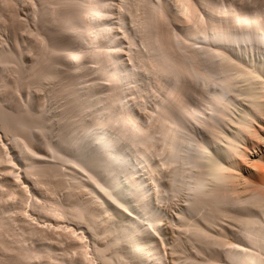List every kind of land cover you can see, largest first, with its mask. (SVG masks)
I'll use <instances>...</instances> for the list:
<instances>
[{"label":"bare ground","instance_id":"obj_1","mask_svg":"<svg viewBox=\"0 0 264 264\" xmlns=\"http://www.w3.org/2000/svg\"><path fill=\"white\" fill-rule=\"evenodd\" d=\"M17 1L1 2L6 11L0 8V20L6 19L3 17L7 14L16 19V28L12 30L16 29L13 36L18 39V31L23 28L19 14L17 20L13 11ZM40 1L39 15H35L42 21L51 20L49 23L57 24V29L53 26L51 29L56 30L49 31L44 28L48 20L43 21L44 29L37 28L43 34L36 31L31 40L36 43L35 48L33 42H26L29 37H23L24 43L17 47L28 48L21 51L23 56L16 52L19 43H14L15 51L11 47L12 51L0 48L1 130L12 139L16 150L13 158L18 159L15 162L20 160L24 165L25 174L20 171L26 176L24 184L41 186L56 197L48 204L47 198L42 200L47 206L38 202L41 198L37 197L33 208L44 213L51 226L53 222L62 227L61 233L67 226L64 219L71 222L68 227L77 224L82 232L76 235L70 228L73 239L69 235L71 240L65 238V243L61 238L69 230L66 235L59 234L60 238V227L54 225L57 233L52 229L53 237L48 234L50 229L46 233L49 222L46 226L42 223V231L34 224L37 218L31 215V226L23 218L31 229L26 230V226L15 221L26 233H21L20 228L23 237L16 234L24 240L15 241L24 243L29 236L24 237L30 233L39 235L43 242L36 250L31 249L32 245L27 248L25 243L18 248L13 244L14 238L8 237L13 222L10 219L23 222L12 217L6 221L5 215L0 214V251L7 253V261L32 264L42 258L46 264L96 263L93 259L99 264H182L176 254L187 248L189 264H264V0ZM115 5L119 11L127 8L132 31L119 32L121 25L114 28ZM32 32L29 33L35 34ZM54 37L57 39L53 40ZM47 39H60V45L56 48L51 42V46ZM124 40L130 46L139 40L146 48L145 54L139 51L140 47L139 52L133 51L134 46L120 51L124 50L120 49ZM25 42L36 51L32 53L30 46L23 45ZM187 42L194 45L190 48ZM26 51L33 54L29 67L24 66L22 58ZM54 56L64 58L65 66H56ZM12 61L15 66L11 65V70L15 68L16 77L9 79L14 81L10 86L5 76ZM85 66L93 69V76L98 74L96 83L94 79L87 80L89 75L84 78L85 83ZM9 70L10 78L14 74ZM141 72L153 83L154 93L162 94L154 110L150 109L153 112L148 111L145 117L136 109H144L151 87L139 82ZM81 78L84 82L80 83ZM49 80L59 81L50 98H72L63 101V115L58 121L63 124L65 115L68 122L56 132L55 140L45 134L51 111L47 113L48 107L42 106L48 98L43 99L40 92L38 98L35 96L42 97V103L35 98L37 103L31 104L34 86ZM22 88L26 94L28 90L32 94L27 100L28 92L23 103L19 96L24 93ZM193 99L201 103H194ZM31 105L37 107L33 109ZM2 148L0 168L12 178L18 165L14 168L15 162L6 157ZM57 161L62 163L61 167L69 164L71 170L66 167L67 173L63 174ZM76 168L81 170L80 175ZM166 168L169 170L165 175ZM19 181L22 185L24 179ZM3 185L2 189L9 187L7 182ZM10 188L11 194H16L14 198L19 194L15 199L26 196L23 185L20 191L15 186ZM61 190L65 196L58 198ZM165 192L184 198L178 209L175 206L174 214L164 209L172 205ZM7 194L9 197L10 193ZM7 194L3 195V206ZM27 196L26 199L28 193ZM166 199L171 205L164 203ZM24 202L27 204L28 200ZM24 202L19 207L25 208ZM160 203L164 205L159 206ZM24 211L28 213L17 212L27 219ZM59 220L65 227L58 225ZM87 238L88 242H82ZM55 240L64 242L66 247L59 249L63 243L59 245ZM68 245L74 249H70L72 253H78V260L69 257Z\"/></svg>","mask_w":264,"mask_h":264},{"label":"rangeland","instance_id":"obj_2","mask_svg":"<svg viewBox=\"0 0 264 264\" xmlns=\"http://www.w3.org/2000/svg\"><path fill=\"white\" fill-rule=\"evenodd\" d=\"M1 2L3 3V0L0 1V4H1ZM20 2H21V3H20ZM23 2H24V3H23ZM115 2H117V1H115ZM40 4H41V1H40V0H18V1H17V4H16L17 6L15 5L16 7H14L15 10H13V11H14V14H15V18H17V20H18V17H17V16H19V19H20V21H21V22H20V23H21L20 26H22V28H23V29H20L19 27H17V28L20 29V31H18V34H17V35H19L18 37H19V38H23V37H24L25 39H27V37H29V39H27L26 42H27V41H28V42H31V43H29V44H32V42H33V44H34V45L32 44L33 47L35 46L36 43H34V41H31V40H34V38H35V36H36L37 28H40V29H42V30H43L44 28H46V29L49 28V29H48L49 31H50V30H51V31H53V30L55 31V30L57 29V26H55V25H57V24H54L53 20H52L53 23H49V21L51 22V20H49V19H47V20H48L47 25H46V26L44 25V28H43V27L41 28V26H42L43 24H45V23L47 22V20H43L44 22L46 21V22L44 23V22L42 21V19L40 18V16H37V15H39V14H38V11L41 9V5H40ZM1 5H3V4H1ZM1 5H0V8L2 7ZM3 6H4V5H3ZM3 8H4V7H2L1 10H2ZM116 9H117V8H116V5H115L114 8H113V13H112V16L115 18V19H114L115 21L113 20V22H112L113 25H114V28L117 29V28H119V26L121 25V27H122L123 29H119V32H121L122 30H126V31H128V32L132 31V30L134 29V26H133V24H132V22H131V18H130L131 16L128 14V10H127V8L124 7V9H121L120 11H119L118 9H117V10H116ZM111 10H112V9H111ZM3 11H4V9H3ZM5 11H6V10H5ZM5 11H4V12H5ZM15 11H17V12H15ZM117 11H118V12H117ZM1 12H2V11H1ZM1 12H0V13H1ZM4 12H3V13H4ZM7 12H8V11H7ZM9 12L12 13L11 11H9ZM9 12H8V13H9ZM35 12L37 13V15H35ZM28 13H29V14H28ZM4 14H5V13H4ZM14 14H12V15L14 16ZM16 14H19V15L16 16ZM1 15H2V14H1ZM1 15H0V18L2 17ZM5 15H6V14H5ZM9 16H11V14H10V15L7 14L6 16L3 17V18H6V17H7L9 21L6 20L7 18H6V19H1V20H0V48H2V47L4 48V47H5V48L2 49V50H6V49H7L8 51H12L11 49L14 48V51H15V49H16L17 47H20V46L22 45L21 43H24L25 39H24V38H23V40L20 39V40H21V42H20V41L18 40L19 38H18V39L16 38L17 36H13V35H15V34L17 33L16 31L14 32V30H16V29H13V30H12V27H13V28H16V27L13 26V23H16V19H13L14 17L11 16V17H12V21H13V20L15 21V22H14V21L12 22V21H11V17H9ZM118 16H119V17H118ZM21 17H22V18H21ZM121 17H122V18H121ZM9 18H10V19H9ZM117 18H119V19H117ZM35 19H36V20H35ZM39 19H40V20H39ZM120 19H121V20H120ZM3 20H4V22L7 21L8 23H7V22H6V23H3ZM5 20H6V21H5ZM10 21H11L12 23H11ZM18 22H19V21H17V23H18ZM41 22H43V23H41ZM116 22H118V23H116ZM1 23H2V26H4L5 24L7 25V26L5 25L6 27L4 26V28H5L6 30L3 29V27L1 26ZM121 23H122V24H121ZM18 24H19V23H18ZM18 24H17V25L14 24V25H15V26H18ZM41 24H42V25H41ZM53 24H54V25H53ZM53 26H54L56 29H55V28L51 29ZM7 27H8V28H7ZM33 27H34V28H33ZM42 30H40V32H42ZM11 31H12V34H11ZM31 31H33L32 33H35V34H30L29 32H31ZM54 31H53V32H54ZM13 32H14L15 34H13ZM37 32L39 33V30H38ZM44 32H45V31H44ZM38 33H37V35H38ZM121 33H122V32H121ZM42 34H43V32H42L41 34L39 33V35H42ZM39 35H38V36H39ZM12 36L15 37L17 40H16V39L13 40V39H12ZM38 36H37V39H38ZM39 38H40V37H39ZM49 38H50V37H49ZM51 38H52V37H51ZM37 39H36L35 41L38 43ZM54 39H57V38L54 37L53 40H54ZM48 40H49V39H47V41H48ZM53 40H49L48 43H50L51 46L54 45V47L57 48L58 45H60V42H59L60 39H58L59 41L57 40L58 42H56V40H55V41H53ZM13 41H16V42H13ZM22 41H23V42H22ZM26 42H25V44H23V45H25V47H29V46H30V48H31L30 50H32V49L35 48V47L32 48L31 45H29V44H28L29 46H27ZM28 42H27V43H28ZM51 42H52L53 45L51 44ZM124 42H125V43H124ZM124 42H123V45H122L123 48H122V47L120 48V49H124V50H120V51H122V52H123V51H128L127 48H130V47H133V46H134V47H133V51H136V50H137V52L140 51V52H144V54H145V52H146L145 49H146V48L144 47V45L141 46L142 43H141L139 40H138L137 42H139L140 44L137 43V42H135L136 44H135V45H132V46H130L128 40H124ZM14 43H17V44L19 43L20 45H19V44H18V45L15 44V45H16V48H15V47H14V46H15ZM57 43H58V44H57ZM188 43H189V42H187V44H188ZM5 44H6V45H5ZM128 44H129V46H128ZM191 44H192V43H191ZM2 45H3V46H2ZM11 45H12V46H11ZM55 45H56V46H55ZM138 45H139V46H138ZM188 45H189V44H188ZM193 45H194V44H193ZM193 45H189V47L191 48ZM195 45H196V44H195ZM10 47H11V49H10ZM23 47H24V46L21 47L22 50H21V48H17L18 51H16V52H18V54H19V52H21V51L24 52L25 50L28 49V48L26 49V48H23ZM36 47H38V46H36ZM139 47H140V49H139ZM143 47H144V50H143ZM8 48H9L10 50H9ZM125 48H126V49H125ZM17 49H16V50H17ZM19 49H20V51H19ZM24 49H25V50H24ZM131 49H132V48H131ZM138 49H139V51H138ZM30 50H29V51H30ZM141 50H143V51H141ZM147 50H148V49H147ZM32 51H33V50H32ZM35 51H36V49H35ZM35 51H33L32 53H34ZM16 52H15V53H16ZM23 52L20 53V56H21L22 54H25V53H23ZM30 53H31V51H30ZM125 53H126V52H125ZM127 53H128V52H127ZM28 54H29V52L26 51V55H25L24 57H22V58L24 59V61H25V64H24L23 62H22V64H24V66H25V65H28V67H29V66H31V65H30L31 62H33V61H32V60H33V58H32V57H33V56H32L33 54H32V55L29 54V55H31V56H29ZM146 54H147V53H146ZM22 56H23V55H22ZM54 57H55V59L53 60V62H54V64H55L56 66H58V67H63V66H65V65L62 66V63H64V61H66L64 58H62L61 56H57V57L54 56ZM58 57H60V58H58ZM22 58H21V59H22ZM31 58H32V59H31ZM21 59H19V60H21ZM23 59H22V60H23ZM126 59H127V61H129L128 58H126ZM22 60H21V61H22ZM21 61H19V63H20ZM12 63H14V61H12ZM12 63L10 62V63H9L10 65L8 64V65L10 66V70H9V69L6 70V72L8 73L7 76H11L10 73L8 72V70L11 71V72L13 71L12 75H13L14 72H15V71H14V70H15L14 67H12V70H11V65H12V66H15V63H14V65H13ZM89 63H91V62L89 61ZM129 63H130V62H129ZM32 64H33V63H32ZM17 65H18V64H16V68H17ZM19 65L21 66V63H20ZM85 65L88 67L90 64L88 65V63H85ZM24 66L22 65V67H24ZM86 66H85V67H86ZM90 66H93V67H94L93 64L90 65ZM90 66H89V67H90ZM1 67H2V65L0 66V68H1ZM87 67L85 68V72H87V70H88ZM112 67H114V66H112ZM7 68H9V67H7ZM13 68H14V69H13ZM91 68H92V67H91ZM63 69H65V67H64ZM113 69H114V68H113ZM1 70H3V69L1 68L0 71H1ZM89 70L92 71L93 69L91 70V69L89 68ZM89 70H88V71H89ZM66 71H67V68H66ZM90 71H89V72H90ZM1 72H2V71H1ZM85 72H84V74H83V79H84L85 77H86V79H87V77H88V75H89V77H88L89 79H87V80H91V81H93V79H94V82H95V81H96V82L98 81V80H97L98 77L96 78V76H98V74H95L94 76L91 74V73L94 74V73H95L94 71L90 72L91 75L89 74V72H87V73H85ZM15 74H16V73H15ZM15 74H14L12 77L9 78V77L5 76L6 73H4L5 79H6V81H8L7 83H9V85H10V84H11V85L13 84L14 81L9 80V79H11V78H12V79H15V78H13V77H16ZM84 75H85V76H84ZM139 76H140L139 78H141V79L139 80L140 83H141V80H142L143 82L148 83V84L150 85V87H151V90H150L151 92H149V94L146 96L147 98H146V101L144 102V103H146V104H145V107L143 106L144 109L142 110L141 108H138V107H137L138 109H136V110L139 111L138 113H140L141 115L144 113L142 116L145 117V116H146L147 114H149L150 112H151V113L153 112V111H151L150 109H153V108H154L155 103H157V102L159 101V100H158L159 97L162 98V94H161V95L157 94V93H160V92L154 93V92H156V91H154V89H152L153 83L151 82L150 79H148V77L146 76V74H143V72H141V74H139ZM6 77H7L8 79H7ZM90 78H91V79H90ZM95 78H96V79H95ZM139 78H138V79H139ZM83 79L81 78L82 81H81V80H78V81H79L80 83H81V82H84V80L86 81V79H84V80H83ZM98 79H99V78H98ZM9 81H12V83L9 82ZM100 81H101V80H100ZM88 82L90 83V81H88ZM94 82H93V83H94ZM96 82H95V83H96ZM101 82H102V81H101ZM85 83H87V81H86ZM41 84H42V85H41ZM57 84H59V81H58V80H54V81H53V80H49V81H46V82H44V83L39 82V84H38L37 86H34V88L31 87V88H33V90H32L33 93H32V94L34 95L33 100H32L33 102H32L31 104H34L37 100H38L37 102H39V103L41 104L42 102H40V101L42 100V97H43V96H45L46 98H48V99H47L48 103H45V104L42 106V107L45 106V108L48 107V108H46L47 113H49V112L51 111V112L49 113L50 119H49V121L47 122V127H46V129H45L46 132H45V131H44V132H45L46 135L48 134V136H49V137L47 136L48 139H54V140H55L54 136L57 134L56 132H58V130H60V129L62 128V126H64V125L66 124V121L68 122V119L65 117V115L63 116V117L65 118V120L63 121V124H62L61 121H58V120H60L61 116L63 115V114H62V110H63V109H61V108H62V105H63V101L66 103V102H69V101H68L69 99L72 100L71 97L68 98V100H66V99H53L52 97L50 98V96H51V95H50V92L52 91V89H53L55 86H57ZM11 85H10V86H11ZM35 87H37V88H35ZM38 87H39L42 91L40 90V91L38 92V90H39ZM80 87H81V86H80ZM22 89H23V92H24V93H23L22 95L19 94L20 98H21V99H22V98L24 99V98H26L25 96H27V94L29 95V93H30V95L27 96V100H30V99H31L30 96H32L31 92H29V90H28V91H27V94H26V92H25L26 90H25L24 88H22ZM37 89H38V90H37ZM24 90H25V91H24ZM30 91H31V90H30ZM21 92H22V90L19 91V93H21ZM28 92H29V93H28ZM40 92H41V93H40ZM39 93H40V95L42 96L41 99H37V98L39 97V96H38ZM47 93H48V94H47ZM51 93H52V92H51ZM35 95L37 96V98H36ZM17 96H18V95H17ZM19 96H18V97H19ZM28 97H29L30 99H28ZM16 98H17V97H16ZM35 98H36V101H34ZM46 98L43 97V99H46ZM23 99H22V102L20 101V99H18V101H20L21 103H23V102H24ZM156 99H157V100H156ZM43 101H45V100H43ZM195 101L198 102L199 100H197V99H193V102H194V103H195ZM37 102H36V103H37ZM45 102H46V101H45ZM39 103H38V104H39ZM198 103H201V102L199 101ZM35 105H36V104H35ZM35 105H31L33 109H34V107H37V106H35ZM46 105H47V106H46ZM33 106H34V107H33ZM35 109H36V108H35ZM43 109H44V108H43ZM51 109H52V110H51ZM140 109H141V110H140ZM46 110H45V111H46ZM49 110H50V111H49ZM153 110H154V109H153ZM148 111H149V113H147ZM145 113H146V115H145ZM47 115H48V114H47ZM58 118H59V119H58ZM60 125H61V126H60ZM1 126H2V124H1V122H0V142H1L2 136H3V138H4L5 140H6V139H7V140L5 141L4 139H2V142H3V143L1 142L2 144L0 143V146L3 147L2 149H4V151L7 153V155H6V153L4 152L5 155H6V157L8 156V157L12 160V163H13V162H15V160H18V159L13 158V157H15V156H14V154H15L14 152L16 151V150L14 149L15 146H14V144H13L12 141H11V140H12L11 137H9L8 135H6V136H7V137H6V136L3 134L5 131H4V130H1V129H3V127H1ZM59 126H60V127H59ZM40 133H41V132H40ZM1 134H2V135H1ZM5 134H6V133H5ZM50 135H51V136H50ZM8 137H9V139H8ZM35 137H38V136L35 135ZM39 137H40V135H39ZM50 137H51V138H50ZM4 142L7 143V144H4ZM3 145H5V146H3ZM7 145H8V146H7ZM37 146H38V145H36V147H37ZM6 147H8V148H6ZM36 147H35V149H36ZM40 147H41V146H40ZM38 148H39V147H38ZM38 148H37V149H38ZM7 149H8L9 152H11L10 150H12V152L9 153V152L7 151ZM37 149H36V150H37ZM39 149H42V147L39 148ZM13 150H14V152H13ZM42 152H43L44 155H48V154H46L47 151L45 152V151L43 150ZM11 154H13V156H12ZM16 158H17V156H16ZM49 158H51V154L49 155ZM52 161H54V159H52ZM55 162H56V161H55ZM18 163H19V164H18ZM57 163L59 164V167H58V168H62V169H61V172H62V173H63V172H66V170H68V169H69V171L71 170L69 164H68V165H67V164L62 165L63 167H61L60 165H61L62 163H60L59 161H57ZM13 164H14V165H15V164L18 165V166H17V165L14 166V168H16V166H17V168H16L17 170H16V172H15V170H14V172H15L16 174H15L14 172L12 173V174H13V175H12V178H13L15 175H16L17 177L15 176V177L13 178V180H12L11 176H8L9 174H7V172H6V174H4L5 170H3L2 168H0V179L3 181V183L0 181V183L2 184V185H0V187H1V186L4 187L3 184L6 185V182H7V184H9V187H8V185H7L6 188H3V189H2V187H1V189H0V191L2 190V192H4L3 194H2V192L0 193V194H1V195H0V196H1V197H0V214H4V215H5V218H6L5 220H6V221L9 220L11 217H12V218H16V219L18 218V219L21 220V222H23V218L25 219L24 221H26V220H28V219L30 218V221L32 220V221H31V223H32L33 220H34L35 218H37V219L34 220V224L36 223L35 225H36L37 227L39 226V227H38L39 229L42 228V227H43V229H44V227L47 225L48 222H49V223H48V226L50 225V220L48 219V221H47V220L45 221V219H47L48 217H47V216H44V213H42L41 211H40V212H41V213H40L39 210H38L36 207H35L36 209L33 208V205H35L34 202H36L37 199H38L37 197H39V198H41V199H40L41 201H39V199H38V202L41 203V202H44V201H42V200H47V199H48V202L45 201V202L48 204V203H50L49 201H54V199H56V197H55L54 195H51V193H50L49 191H46L43 187H42L43 192H44V190H45V192H48V193H45V192L42 193L41 186H35L34 184L32 185V183H30V184L25 183V184H24V182H25V180H26V176H24V175L22 176V175H21L22 173L25 174V172H24L25 170H24V167H23L24 165L22 164V162H20V160H19L18 162L16 161V162L13 163ZM20 164H21V165H20ZM63 164H64V163H63ZM57 166H58V165H57ZM66 167H67V168L69 167V168L67 169ZM19 168H20V169H19ZM63 168H64V169H63ZM169 168H170V167H169ZM1 169L3 170L2 172H1ZM76 169H77V168H76ZM18 170H19V175H18ZM59 170H60V169H59ZM168 170H169V169L166 168V169L164 170L163 174L166 175V172H165V171L168 172ZM20 171H21V172L23 171V172L21 173ZM69 171H68V172H69ZM77 171H79V172H77V173L80 175V174H81V172H80L81 170L77 169ZM20 173H21V174H20ZM66 173H67V172H66ZM84 173H85V172H84ZM121 173H122V172H121ZM3 174H4V176H2ZM63 174H64V173H63ZM85 174H86V173H85ZM10 175H11V174H10ZM79 175H77V176H79ZM5 176H6V177H10L11 179H10V178H8V179L11 180V181L8 182V179H7ZM162 176H163V175H162ZM3 177H5V179H4ZM19 177H20V178H19ZM22 177H24V178H22ZM163 177H164V176H163ZM2 178H3V179H2ZM18 178H19V180H22V181H23V179H24V181L22 182V185H23V187H24L23 189L26 188V196H25V197H28V196H27V193H28V194H29V198H30V200H31V198L35 195V197H33L35 200H34L33 198H32V200H31V201H33V204H30L31 201L29 200V198L26 199V198L24 197V199L26 200V202H27V200H28L27 204H25L24 199H23L22 197H19L18 199H15V198H17V197L19 196L18 193H17V194H18L17 197L15 196V198H14L13 195H16V194H15V193L11 194V193H12V192H10V189H11L10 187H11V186H15V187H17V190H18V189H22L21 182H20L19 180H17ZM83 178L85 179L84 176H83ZM4 180H5V181L7 180V181L4 183ZM16 180H17V181H16ZM163 180L165 181V180H166V177L163 178ZM13 181L16 182L15 184H17V183H18V184H17V185H15V184H14V185H11V183H12V184L14 183ZM18 181H19V182H18ZM19 183H20V184H19ZM19 185H21V186H19ZM24 185H25V186H24ZM27 186H31V187L33 186V187H32V189L29 190V188H31V187L28 188ZM18 187H21V188H18ZM163 187H164V185H163ZM7 188H9V189H7ZM12 188H14V187H12ZM15 189H16V188H15ZM15 189H14V191H16ZM27 189H28L29 191H28ZM35 189H36V190H35ZM40 189H41V190H40ZM3 190H4V191H3ZM5 191H6L7 193H10L9 195H10V196H13V198L11 197L12 199H10V196L8 197V194L5 193ZM8 191H9V192H8ZM12 191H13V190H12ZM18 191H20V190H18ZM27 191H28V192H27ZM30 191L33 192V193H35V194L33 195V194L31 193V194H32V195H31V194H30ZM61 191L63 192L64 190H61ZM164 191H165V189H164ZM164 191H163V192H164ZM62 192L58 193V195L60 196V197H59V196L57 195L58 198H61V197L65 196V191H64V193H62ZM165 193H166L167 195H169L167 192H165ZM5 194H7V198H8V199L6 200L7 202H5V198H4V200H3V201H4V206H3L2 199H3V195H5ZM47 194H49V196H48ZM30 195H31V196H30ZM50 195H51V196H50ZM180 195H181V194H177V195H169L170 198H168V199H169V201L171 200L172 205H171V203H170L167 199H166L167 202H165V201L163 200L164 203H167V204L170 203V205L172 206V208L170 209L171 206L169 205L170 207L168 208V205L165 204V205H167V206H164V209L167 208L168 210L165 209L167 212L171 210V213L174 214V213L176 212V208L178 209V208L180 207L179 205H181L182 203H184V201H183L184 198H182V195H181V196H180ZM47 196H48V197H47ZM172 196H173V197H172ZM4 197H5V196H4ZM44 197H45V199H44ZM53 197H55V198H53ZM36 198H37V199H36ZM46 198H47V199H46ZM50 198H51V200H49ZM52 198H53V199H52ZM181 198H182L183 200H182ZM13 199H14V201H13ZM19 199H20L21 201H20ZM22 199H23V200H22ZM173 199H174V200H173ZM29 201H30V202H29ZM177 201H179V202H177ZM182 201H183V202H182ZM12 202H13L14 204H13ZM22 202H24L25 205H23V207L25 206L26 209H25V208H22V207H19V206H22V205H21ZM159 202H160V201H159ZM159 202H157V203H159ZM28 203H29V204H28ZM46 203H44V204L41 203V204L45 205ZM51 203H52V202H51ZM161 203H162V202H161ZM161 203L159 204V206H160V205H164V203H163V204H161ZM174 203H175V204L177 203V204L174 205ZM180 203H181V204H180ZM5 204H6V205H5ZM22 204H23V203H22ZM29 205H30V206H29ZM177 205H178L179 207H178ZM2 206H3V208H2ZM15 206H16V207H15ZM31 206H32V207H31ZM45 206H47V205H45ZM50 206H51V204H50ZM50 206H49V207H50ZM175 206H177V207L175 208ZM17 207H18V208H21L22 210H27V212H28V213H27V214H28L27 219H26V216L24 217V216H21V215H20V214H22V212H21L20 214L18 213V212H20V211H22V210L18 209ZM27 207H29V208L27 209ZM173 207H174L175 209H173ZM162 208H163V207H162ZM1 209H2V210H1ZM31 209H32V210H31ZM172 209L174 210L173 212H172ZM10 210H11V211H10ZM19 210H20V211H19ZM28 210H31V211H28ZM35 210H36V211H35ZM17 211H18V212H17ZM16 212H17L18 214H16ZM24 212H25V211H24ZM30 212H31V214H30ZM38 213H39V214H38ZM169 213H170V212H169ZM171 213H170V214H171ZM25 214H26V212L23 213V215H25ZM27 214H26V215H27ZM31 215H33L34 219H33V217H32ZM2 216H3V215H2ZM6 216H7V217H6ZM15 216H16V217H15ZM36 216H37V217H36ZM43 216H44V217H43ZM8 217H9V218H8ZM45 217H47V218H45ZM31 218H32V219H31ZM38 219H39V221H41V222H39ZM10 220H11L10 222L13 221L14 224H13V222L11 223L13 227L11 226V229H10V231H9V232H10V233H9L10 235L8 236L9 239L14 238V239H13V242H14L16 239H18V238H19V239H23V238H20V236L23 237L21 233H23L24 235H25L26 233H24L25 231H23V230H25V229H23V228H21V227H23V225L27 227V223H28V225L31 226V224L29 223L30 221L28 220L27 223H26V222L18 223L17 220H15V219H13V220L10 219ZM20 220H18V221L20 222ZM36 220H37V221H36ZM61 220H62V222H63V219H61ZM61 220H59L60 222L58 221V225L60 224L61 226L63 225V227H65V226H66V223H67V226L65 227L66 229H64V232H65V231H68L70 228H71V229L73 228V230H71L72 232H75V231H76L75 234L78 233V231L82 232V230H79L80 228H79V226H77V224H76V225L72 224L71 227H68V226L71 225V222L68 223V222H67L68 219H64V220H67V221H64V223L66 222V223H65V226H64V224L61 222ZM15 221H16V223L19 224L21 227H19V225L15 224ZM37 222H38V224H37ZM46 222H47V223H46ZM25 223H26V224H25ZM42 223H43L44 225H45V224H46V225L43 226ZM51 223L53 224V226H51V225H50L51 227H50V226H49V227L46 226V233H47V231L50 229L51 231H48V234H50V235L52 234V236L54 235L53 237H55V233L60 232V231L62 232V229H61L62 227L58 226V227H60V230H59V228L57 227V223H53V222H51ZM61 223H62V224H61ZM73 223H74V222H73ZM34 224H33V225H34ZM35 225L32 226V227L35 228ZM54 225H56V228H58V229H57V232H56V228H55V229L53 228V227H55ZM30 226H28L29 228L27 227L26 230L31 229ZM41 226H42V227H41ZM73 226H74V227H73ZM76 226H77V228H76ZM37 227H36V229H37ZM47 227H48V228H47ZM12 228H14V229H12ZM20 228L22 229L23 232L20 230ZM24 228H25V227H24ZM67 228H68V229H67ZM74 228H76L77 230L74 229ZM52 229H54L53 231H54L55 233L52 232ZM13 230H15V233H14ZM19 230L21 231V233H20ZM40 230H42V229H40ZM58 230H59V231H58ZM74 230H75V231H74ZM42 231H43V230H42ZM71 231L69 230V231H68V235L65 236V237H64V235H63L64 232H63V233L60 232V233H57V234H58L59 237L61 236V235H59V234H62L63 237L61 236L62 238H61V237H60V238H61V240H63V239H65V238H68V237H69V235H70L69 232H71ZM16 232H17V234L19 233L20 236H18V235L16 234ZM44 232H45V230H44ZM49 232H52V233H49ZM27 233H28V232H27ZM15 234H16V236H18V237H16ZM29 234H30V233H28V235H26V236L24 237V238H26L27 236H29V239H27L28 237L26 238L28 242L26 243V239H25V241H24L25 246L27 245L26 247L29 248V247L32 245V246H31V249H33V250H36V248L38 249V248H39L38 246H40V244H41L43 241L41 240L40 237H38L39 235L32 234V236H31V234H30V235H29ZM57 234H56V235H57ZM64 234L66 235L67 232H65ZM78 234H81V233H78ZM12 235H13V236H12ZM72 235H74V234L72 233ZM76 235H77V234H76ZM14 236H15V237H14ZM70 236H71V235H70ZM74 236H75V235H74ZM59 237L56 236L57 239H60ZM71 237H72V236H71ZM7 239H8V238H7ZM69 239L71 240L70 237H69ZM72 239H73V237H72ZM23 240H24V239H23ZM23 240L21 241L22 244L19 242L20 240H18V242H16V241H17V240H16V241L13 243L14 246H17L18 248H19V247H22V245L24 244V243H23ZM65 240H66V239H65ZM70 240H69V242H72V241H70ZM84 240H85V241H82V242H86L87 240L89 241L88 238H87V239H84ZM55 241H57V243H58L59 245H60L61 242H62V241H61V242H58V241H60V240H55ZM63 241H64V240H63ZM88 241H87V242H88ZM64 242H65V241H64ZM64 242H62V243H63V244H62V248H61V245H60V248H59V249L62 250L64 247H66V245L64 244ZM67 242H68V240H67ZM69 242H68V243H69ZM19 243H20V244H19ZM65 243H66V242H65ZM28 244H30V245H28ZM71 244H72V243H71ZM18 245H19V246H18ZM20 245H21V246H20ZM55 245H57V244L55 243ZM63 245H64V246H63ZM69 245H70V244H69ZM69 245H68V246H69ZM25 246H24V247H25ZM28 246H29V247H28ZM57 247H58V246H57ZM34 248H35V249H34ZM29 249H30V248H29ZM66 249H68V248H66ZM70 249H71V251L73 252L74 249H72V248L69 246V249H68L69 252H71ZM183 249H184V250L181 249L176 255H178V256L180 257V261H181L182 264H185V263H186V264H189V263H190V260H189V258H188V256H189L188 253H189L190 250L188 251L187 248H183ZM186 249H187V250H186ZM61 250H59V251H61ZM64 250H65V249H64ZM65 251H66V250H65ZM89 251H90V248H89ZM0 252H1L2 254L4 253V251H3V252L0 251ZM61 252H62V251H61ZM72 252H71V254H73V256H72L71 254L68 253V254L70 255L69 257H71V258H72V257H74V258L77 257V260H78V256H77L78 253H77L76 251H74V252H76L77 254H76V253H72ZM185 252H186L187 255L185 254ZM1 253H0V264H11V263H9V260L7 261V258H8V256L6 255L7 253L5 254L7 257L3 254V256H4L5 258H4L3 256H1V255H2ZM66 254H67V253H66ZM68 254H67V255H68ZM75 254H76V255H75ZM74 255H75V256H74ZM91 255H92V254H91ZM91 255H89V256H90V257H94V256H91ZM173 255H174V253H173ZM176 255H175V256H176ZM180 255H181V256H180ZM67 257H68V256H67ZM69 257H68V259H69ZM37 260H38V261H37ZM71 260H73V259H71ZM187 260H188V261H187ZM36 261H37V262H36ZM43 261H44V259H42V258H41V259H35L34 261H32V264H46L45 261H44V262H43ZM73 261H75V259H74ZM93 261H96V263L99 264V263L97 262L96 259H93ZM185 261H186V262H185ZM93 263H95V262H92V264H93ZM96 263H95V264H96Z\"/></svg>","mask_w":264,"mask_h":264}]
</instances>
